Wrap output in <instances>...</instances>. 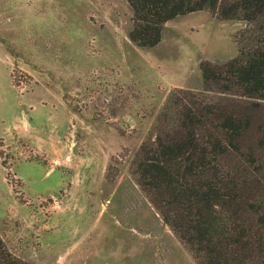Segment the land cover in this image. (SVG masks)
<instances>
[{"label": "rangeland", "instance_id": "obj_1", "mask_svg": "<svg viewBox=\"0 0 264 264\" xmlns=\"http://www.w3.org/2000/svg\"><path fill=\"white\" fill-rule=\"evenodd\" d=\"M132 17L127 0H0V235L28 264H198L133 160L170 91H202L201 61L258 23L196 11L142 47ZM262 128L264 101L245 151Z\"/></svg>", "mask_w": 264, "mask_h": 264}, {"label": "trees", "instance_id": "obj_2", "mask_svg": "<svg viewBox=\"0 0 264 264\" xmlns=\"http://www.w3.org/2000/svg\"><path fill=\"white\" fill-rule=\"evenodd\" d=\"M131 41L158 45L168 21L207 11L258 23L223 64L200 63L203 90L175 87L133 160L141 189L198 264H264V128L244 150L264 101V0H127ZM0 264L14 257L0 235Z\"/></svg>", "mask_w": 264, "mask_h": 264}]
</instances>
